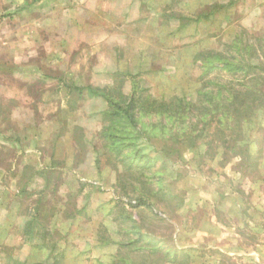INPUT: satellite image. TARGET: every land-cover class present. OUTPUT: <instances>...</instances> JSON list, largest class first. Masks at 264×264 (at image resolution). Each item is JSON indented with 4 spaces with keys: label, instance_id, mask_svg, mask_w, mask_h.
I'll return each mask as SVG.
<instances>
[{
    "label": "rangeland",
    "instance_id": "374dc122",
    "mask_svg": "<svg viewBox=\"0 0 264 264\" xmlns=\"http://www.w3.org/2000/svg\"><path fill=\"white\" fill-rule=\"evenodd\" d=\"M188 2L185 8L174 2L177 14L184 10L189 14L194 5L196 13L205 10L206 4L223 7L210 23L188 27V32L186 28V40L173 42L180 49H170V54H179L185 65L175 63L170 73L157 77H122L120 86L125 93L132 89L131 77L155 97L164 94L169 99L192 93L201 85L202 70L194 63L200 49L223 47L242 29L255 36L264 33V0ZM56 14L55 8L36 9L33 0H0V135L3 129L19 131L35 125L38 117L53 113L54 108L40 100L55 93L57 108L65 107L77 117L71 126L59 125V131L79 141V154L68 160L72 174L55 172L51 182L54 194L36 196L42 204L32 235L25 229L21 234L20 220L13 230L0 227V264H264V114L257 123L263 129L252 130L243 144L257 155V168L234 153L227 160L204 158L200 148L187 150L169 162H134L128 169L121 158L108 152L100 136L106 104L100 99L79 101L86 92L65 96L50 89L49 79L34 73L40 64L36 56L62 46L40 42L42 23ZM171 23L179 25L177 20ZM54 32L62 35L60 26ZM190 33L196 35L187 36ZM128 63L129 59H123V68ZM221 78L229 80L231 76L224 73ZM252 135L260 137L256 145ZM4 148L12 147L0 138V160ZM80 162L85 166L78 169ZM138 196L145 197L152 208L132 207L130 199L135 204ZM32 197L23 196L20 209L30 219L39 200ZM129 241L136 243L123 246ZM241 247L249 251L238 252L241 256L228 254V250L237 253L233 249Z\"/></svg>",
    "mask_w": 264,
    "mask_h": 264
},
{
    "label": "crops",
    "instance_id": "0c3cea01",
    "mask_svg": "<svg viewBox=\"0 0 264 264\" xmlns=\"http://www.w3.org/2000/svg\"><path fill=\"white\" fill-rule=\"evenodd\" d=\"M44 1L33 0L34 7L42 12L55 8L57 14L51 16L48 23H42L40 42L62 46L36 56L40 64L34 73L49 79L50 89L53 87L56 92L59 90L69 96L68 86L73 85L108 88L121 84V78L128 75L157 77L170 73L169 68L175 63L185 65L179 54H170V49H180L173 42L186 39L178 36V26H171L169 16L178 12L173 7L174 2L185 8L188 1L197 0H46L48 4ZM195 6L194 10L189 9V15L197 10ZM181 14L187 13L184 10ZM37 22L35 19L38 30ZM59 26L62 35L54 32ZM123 59H129L125 68ZM55 95L40 100L52 106L53 113L38 117L35 125L26 130L3 129L0 135L4 143L12 147L4 148V159L0 160V187L3 188L0 189V227L4 225L13 230L20 220L23 221L21 234L30 219L20 210L23 196L30 194L39 199L37 195H53L51 182H54L55 172L72 174L69 157L79 154L77 140L59 131V125L71 126L77 117L65 107L57 108ZM90 99L105 103L101 98L88 97L87 92L79 101ZM78 166L81 169L85 164L80 162ZM233 250L237 253L228 250V254L241 256L238 252L249 251L245 247Z\"/></svg>",
    "mask_w": 264,
    "mask_h": 264
},
{
    "label": "trees",
    "instance_id": "16d2710c",
    "mask_svg": "<svg viewBox=\"0 0 264 264\" xmlns=\"http://www.w3.org/2000/svg\"><path fill=\"white\" fill-rule=\"evenodd\" d=\"M222 7L217 3L206 4L203 7L205 10L199 13L196 10L191 15L172 12L169 18L179 22L176 33L184 37L186 28L188 32V27L194 29L202 22L210 23ZM195 35L187 34L190 37ZM200 45L204 46L203 41ZM194 63L202 70L199 77L201 85L192 93L183 92V95L170 96L169 99L164 94L153 96L147 88L135 82V77H131L133 81L129 93H125L120 84L108 88H79L73 85L68 86V93L78 92L83 96L87 92L88 97L102 98L106 103L103 113L105 127L100 136L108 152L121 158L128 169L133 168L134 162L146 165H153L159 160L169 162L175 157H182L187 150L200 148L204 149V158L227 160L236 154L244 163L257 168V155L244 149L243 144L247 143V134L252 130L263 129L262 124L257 123L264 114V33L255 36L242 29L223 47L200 49ZM224 73L231 78H221ZM252 138L255 145L260 140L257 135H252ZM96 163L100 167L99 160ZM130 200L129 204L134 208H152L145 197H136L135 204ZM41 201L37 200L36 213L26 223L27 235L33 233L41 212ZM141 235L145 236L144 233ZM135 243L129 241L123 246L130 247ZM183 257L189 259L186 254ZM124 264L131 263L126 261Z\"/></svg>",
    "mask_w": 264,
    "mask_h": 264
}]
</instances>
